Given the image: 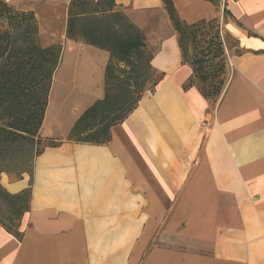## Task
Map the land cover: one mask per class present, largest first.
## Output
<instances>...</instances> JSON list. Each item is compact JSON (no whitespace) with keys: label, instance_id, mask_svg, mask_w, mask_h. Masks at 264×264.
Listing matches in <instances>:
<instances>
[{"label":"crops","instance_id":"crops-1","mask_svg":"<svg viewBox=\"0 0 264 264\" xmlns=\"http://www.w3.org/2000/svg\"><path fill=\"white\" fill-rule=\"evenodd\" d=\"M5 1L35 13L42 45L72 49L79 74L90 66L103 97L110 54L67 37L72 0ZM173 1L185 22L219 18L235 41L222 95L185 89L193 70L163 0H116L164 77L108 143L53 138L32 174H1L32 195L20 236L0 221V264H264V0Z\"/></svg>","mask_w":264,"mask_h":264},{"label":"trees","instance_id":"trees-1","mask_svg":"<svg viewBox=\"0 0 264 264\" xmlns=\"http://www.w3.org/2000/svg\"><path fill=\"white\" fill-rule=\"evenodd\" d=\"M163 2L179 35L183 63L193 70L194 78L185 89L197 81L202 95L215 104L228 80L227 45L220 19L189 24L181 19L173 0ZM38 35L33 11L0 0V157L19 153L23 145L33 146L42 138L41 127L63 47L42 45ZM66 35L110 54L103 97L83 111L67 139L106 144L112 127L133 112L147 91H154L164 74L152 65L153 53L144 31L117 7L116 0H72ZM199 43L204 45L199 47ZM44 140L48 142L42 149L59 143ZM3 171L1 168L0 176ZM31 195L32 184L11 193L0 183V199L8 206L7 214L0 207V221L17 236L20 219L30 209Z\"/></svg>","mask_w":264,"mask_h":264},{"label":"rangeland","instance_id":"rangeland-1","mask_svg":"<svg viewBox=\"0 0 264 264\" xmlns=\"http://www.w3.org/2000/svg\"><path fill=\"white\" fill-rule=\"evenodd\" d=\"M55 36L60 39L61 33L58 31ZM223 37L227 45L234 44L235 41L226 32H223ZM198 45L202 47L204 44L199 43ZM74 54L72 49H68L66 53L63 51L60 64L53 78L47 106L48 113L41 128L44 138L50 140L62 136L68 138L74 123L83 113L84 108L91 104L96 99L94 97L101 92L99 85L101 82L93 73L89 72L90 66L87 68L82 66L80 68L82 70L81 75L79 74ZM75 66L76 68H74ZM46 142L48 140L40 138L33 146L23 145L19 153L0 157V169L3 168L4 170L2 173L9 172L14 177H21L24 173L30 175L33 170L34 158ZM20 174L21 176H19ZM0 207L4 214L8 213V206L3 199H0Z\"/></svg>","mask_w":264,"mask_h":264}]
</instances>
